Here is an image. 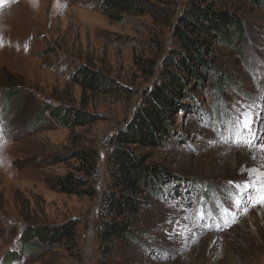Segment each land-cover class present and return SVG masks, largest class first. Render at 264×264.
I'll use <instances>...</instances> for the list:
<instances>
[{
  "label": "rangeland",
  "instance_id": "rangeland-1",
  "mask_svg": "<svg viewBox=\"0 0 264 264\" xmlns=\"http://www.w3.org/2000/svg\"><path fill=\"white\" fill-rule=\"evenodd\" d=\"M23 1V2H21ZM158 12L110 18L97 0H0V264H98L94 235L111 136L132 120L143 92L174 49L178 16L189 0H148ZM241 17L245 36L212 41L207 55L230 83L217 92L213 73L181 101L175 131L163 146L142 151L169 180L136 216L141 236L113 241L110 264H264V3L197 0ZM21 3V4H20ZM86 65L121 84L98 92L74 80ZM251 115L242 129L237 109ZM48 108L94 115L64 127ZM100 155L89 179L92 196L58 190L54 177L75 172L74 158ZM77 222L74 236L53 246H25L31 226Z\"/></svg>",
  "mask_w": 264,
  "mask_h": 264
},
{
  "label": "trees",
  "instance_id": "trees-1",
  "mask_svg": "<svg viewBox=\"0 0 264 264\" xmlns=\"http://www.w3.org/2000/svg\"><path fill=\"white\" fill-rule=\"evenodd\" d=\"M263 4L264 0H250ZM96 5L114 20H122L121 13L154 15L158 8L148 0H97ZM174 49L159 71L158 78L143 92L132 120L110 138L103 172L106 185L102 189L100 208L96 214L94 235L98 240V264H110L113 241L135 240L141 231L134 226L152 196L163 190L161 184L169 180L163 166L151 162V153L142 149L162 147L175 131L176 110L181 101L203 81L201 69L213 73L211 83L220 92L230 83L207 55L212 41L231 45L245 36L241 17L227 10H213L197 0H189L175 23ZM74 80L93 91L123 93L126 89L114 79L86 65L80 66ZM64 127L80 126L96 120L94 115L70 108H48ZM99 153L94 148L78 149L69 156L53 155L49 164L74 158L80 162L75 172L68 171L54 177V184L66 194L92 196L96 187L89 179L96 168ZM77 222L68 220L52 226L27 227L21 235L25 246H53L70 240Z\"/></svg>",
  "mask_w": 264,
  "mask_h": 264
},
{
  "label": "snow or ice",
  "instance_id": "snow-or-ice-1",
  "mask_svg": "<svg viewBox=\"0 0 264 264\" xmlns=\"http://www.w3.org/2000/svg\"><path fill=\"white\" fill-rule=\"evenodd\" d=\"M237 112H238V120H239V123L242 127V129L244 130H250V127H251V115L250 113H246L244 111V106L241 105L238 109H237ZM262 149H264V146H261ZM262 179L259 181L260 183V192L262 193L261 195V202H264V173H261L260 174Z\"/></svg>",
  "mask_w": 264,
  "mask_h": 264
},
{
  "label": "bare ground",
  "instance_id": "bare-ground-1",
  "mask_svg": "<svg viewBox=\"0 0 264 264\" xmlns=\"http://www.w3.org/2000/svg\"><path fill=\"white\" fill-rule=\"evenodd\" d=\"M21 2H23V1H21ZM21 4V3H20Z\"/></svg>",
  "mask_w": 264,
  "mask_h": 264
}]
</instances>
